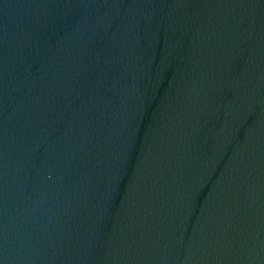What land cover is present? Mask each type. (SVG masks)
Wrapping results in <instances>:
<instances>
[{"label": "water", "instance_id": "obj_1", "mask_svg": "<svg viewBox=\"0 0 264 264\" xmlns=\"http://www.w3.org/2000/svg\"><path fill=\"white\" fill-rule=\"evenodd\" d=\"M0 264H264V0H0Z\"/></svg>", "mask_w": 264, "mask_h": 264}]
</instances>
